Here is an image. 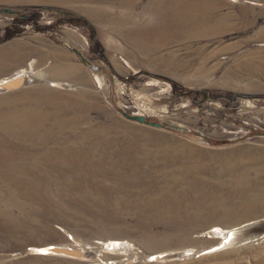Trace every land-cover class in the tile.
<instances>
[{"label": "rangeland", "instance_id": "obj_1", "mask_svg": "<svg viewBox=\"0 0 264 264\" xmlns=\"http://www.w3.org/2000/svg\"><path fill=\"white\" fill-rule=\"evenodd\" d=\"M158 6L0 0V80L37 78L0 90V115L20 135V119L40 124L32 139L43 144L0 129V264H264V207L245 209L226 193L234 179L219 174L222 159L244 157L254 159L244 178L264 179V0H179L173 21ZM218 19L215 36L199 31ZM69 99L81 109L63 108ZM114 137L142 140L160 160L188 158L204 183L167 186L154 170L179 174L178 165L149 167L122 151L90 160L72 147ZM214 227L222 240L208 237Z\"/></svg>", "mask_w": 264, "mask_h": 264}, {"label": "bare ground", "instance_id": "obj_2", "mask_svg": "<svg viewBox=\"0 0 264 264\" xmlns=\"http://www.w3.org/2000/svg\"><path fill=\"white\" fill-rule=\"evenodd\" d=\"M154 3L158 2V7H157V12H156V16H163L165 17L166 15H168V20L169 21H173V17H170L169 12L174 10V7L177 5V3L179 2V0H152ZM196 7V6H195ZM197 10V9H195ZM222 21H220L219 19L217 20V22H213L210 21V25L205 26L204 28L202 27V29H200L199 31H201L202 33H204L207 36H215V34H218L217 32H213V30L217 29L220 25ZM22 77H26V78H36V74L35 75H30L28 71L26 70H21L16 72L14 75L3 78L0 80V90H4L9 84L21 79ZM70 103H63V108H73L75 109H81L79 108L77 101L76 100H70ZM51 106H53V104H49ZM6 114L0 115V129H2L4 131V133H8L11 134L14 138L16 139H22L25 142H29L31 144H39L40 146H42L43 144L35 139H32L35 135V133L37 132V130L40 127L35 125V124H28L26 122H22V120L20 119L18 122H20V126H22L21 131L22 134H17V132H19L18 129L15 130V126L14 123L12 121H9L8 118H6L5 116ZM38 116H35V118H37ZM61 118V117H60ZM14 121V117L11 119ZM45 120V114L42 115L41 119H39L37 123H39V121H41V124L44 122ZM46 134L48 135V131L47 128L44 129ZM153 136V135H151ZM145 144L143 143L142 140H138L137 142H126V144L123 145H118L116 138H109L108 140H101L100 142L97 143H86L81 139H76L74 144H73V148L76 150V152L80 155V156H84L87 157L90 160H97V161H110L112 159H114L115 153L114 152H128L129 155L146 164L145 166H149V167H153V166H159V168H161L162 165H178L179 169L177 170L179 172V174H170L169 172L165 171L162 173H156L157 169L154 170L155 175L159 178L158 181H162L164 183L168 185L170 184H176L177 182L181 181V180H187L188 182L192 183V184H196V185H201L204 183V176H207L206 172H201L198 171L196 172L195 170H190L189 166H188V158H183L181 159L182 155L177 154L175 155L173 153L174 156H171V160H160L158 156H154L151 153L148 152V150L146 148H144ZM38 146V145H35ZM95 150L98 151H102L101 154H94L92 155L91 151ZM135 154V155H134ZM182 154V152H181ZM197 154H201V152H197ZM134 155V156H133ZM34 156V154L28 156L26 158L27 162L30 163V159L31 157ZM181 156V157H179ZM41 158L43 159V156H41L39 158L35 159V162H39L41 160ZM8 161L10 159H7ZM222 163H221V167H220V171L219 174L226 176L229 175L234 179V184H229V190L226 191V193L229 195V197L231 198H237V201L239 202V204L243 205V207L245 209H256V208H263L264 207V179L262 178H255L254 180H246L244 177H246V172L244 171V168L251 164L252 162H254V159H247L245 160L244 157H238L235 159H222ZM248 164L246 165L245 163ZM263 161V160H262ZM63 162V161H62ZM33 163V162H32ZM54 163V162H51ZM58 164V162H56ZM205 163V162H204ZM60 164V163H59ZM245 164V165H244ZM182 169H185L186 171H183ZM203 171H207L209 172V174L212 176L214 172L210 171L209 169H201ZM11 175L13 174V170H7ZM6 172V173H8ZM16 172V170H15ZM140 177V176H137ZM255 223L251 222L246 224L245 226H249L251 224ZM244 226V227H245ZM221 234L223 235V230L219 229L218 227H214L212 228L210 231L207 232L208 237L210 238H220ZM228 235H230L232 238L235 235V228L234 229H230L228 231V234L223 238L226 239L228 237ZM221 239V238H220ZM222 240V239H221ZM221 244L223 243L222 241L220 242ZM110 246L113 245H120V246H124L127 245V243L125 242H120V241H110V243L108 244ZM220 246V244L215 245L213 247H211L210 249L205 250L204 252H213L211 250H214L216 248H218ZM54 247V246H53ZM52 247V248H53ZM51 248V247H50ZM48 247H44V248H39L38 253L40 255H48V254H54L51 251H48V249H50ZM55 248V247H54ZM56 249V248H55ZM57 253V252H56Z\"/></svg>", "mask_w": 264, "mask_h": 264}, {"label": "water", "instance_id": "obj_3", "mask_svg": "<svg viewBox=\"0 0 264 264\" xmlns=\"http://www.w3.org/2000/svg\"><path fill=\"white\" fill-rule=\"evenodd\" d=\"M2 12L5 11V12H8V13H12L9 9H4V10H1ZM72 51L78 55L81 59V61L85 62L86 60L84 59V57L81 56V53L76 50V49H72ZM89 67H92L91 65H89ZM122 115L129 121H132V122H137L139 124H143V125H147L149 127H152V128H156V129H170V130H175V131H183L182 128L180 127H175V126H172V125H167V124H162V123H157V122H150V121H147L146 118L142 115H133V114H127V113H122Z\"/></svg>", "mask_w": 264, "mask_h": 264}, {"label": "built area", "instance_id": "obj_4", "mask_svg": "<svg viewBox=\"0 0 264 264\" xmlns=\"http://www.w3.org/2000/svg\"><path fill=\"white\" fill-rule=\"evenodd\" d=\"M258 240L259 241H261V240L264 241V235H261L260 237H258ZM48 251L58 252V251H60V249H58V248L55 249L54 247L53 248L51 247L50 249H48Z\"/></svg>", "mask_w": 264, "mask_h": 264}]
</instances>
